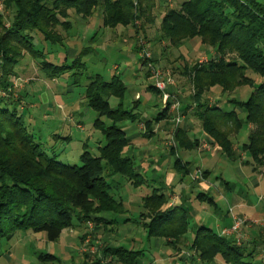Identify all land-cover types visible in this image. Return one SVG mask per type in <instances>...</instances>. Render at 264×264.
<instances>
[{
  "label": "trees",
  "instance_id": "16d2710c",
  "mask_svg": "<svg viewBox=\"0 0 264 264\" xmlns=\"http://www.w3.org/2000/svg\"><path fill=\"white\" fill-rule=\"evenodd\" d=\"M155 1L0 0V241L12 240L20 231H33L45 233L49 241L56 242L64 230L76 226L75 220L80 225L93 221L97 228L115 225L116 217L126 213L123 201L112 192L120 184L116 178L121 176L135 187L147 183L132 158L125 155L131 140L119 124L141 122V116L136 112L139 101L131 109L122 108L128 88L119 76L107 81L95 74L86 86V103L99 114L94 127L106 144L98 148L99 156L92 155L85 145L81 165L62 162L29 131L25 114L21 113L24 95L19 91L22 97L15 96L12 79L28 54L41 59L39 68L50 79L77 69L71 76L74 84H79L87 68L83 61L86 50L70 64H53L45 60L43 51L36 49L34 34L39 33L46 42L63 45L73 27L69 20L71 11L88 21L99 8L104 27L133 26L142 34L147 24L156 22ZM162 15L159 41L179 49L198 38L214 52L206 62L192 65L186 61L179 67L187 77L194 74V79H190L195 88L191 99L202 130L228 159L235 161L240 156L235 150L237 138L245 127L251 126L243 150L250 155L256 170L262 169L264 80L257 82L249 73L264 78V0H185L178 7L167 6ZM246 86L253 89L249 98H228L230 108L221 105L222 99L216 103L210 99L214 88L227 94ZM150 88L158 90L155 86ZM112 97L120 101V108L111 107ZM166 112L167 109L162 115ZM144 124L152 129V121ZM176 138L183 146L196 144L191 143L182 128L177 130ZM166 203V197L158 192L145 196L141 227L150 239L165 241L173 251L180 252L190 230L189 209L183 204L162 211ZM99 214L113 218L98 217ZM190 248L199 264H219L218 260L224 264H263L256 259L257 248L247 250L230 235H220L207 227L196 228ZM103 251L105 256L123 264H141L144 256L143 250L122 246L107 245ZM39 260L54 262L58 257L41 253ZM94 264L110 263L97 260Z\"/></svg>",
  "mask_w": 264,
  "mask_h": 264
},
{
  "label": "rangeland",
  "instance_id": "374dc122",
  "mask_svg": "<svg viewBox=\"0 0 264 264\" xmlns=\"http://www.w3.org/2000/svg\"><path fill=\"white\" fill-rule=\"evenodd\" d=\"M183 1L185 0H156L154 4L155 8L153 9L154 15L163 12L167 6L178 7ZM69 20L73 23L70 37L77 36L79 40L69 38L63 45L52 44L44 41L39 33H35L34 44L36 49L44 52L45 60L53 64H63L66 61L70 64L73 61V57L70 55L71 50H76L77 48L81 51L90 42L91 47L89 50L94 48L95 51H90L91 53L89 52L90 54L85 55L83 58L87 68L79 84H74L75 79L71 76L77 69L66 73L58 81L46 80L45 75L38 69L41 59L37 60L28 54L16 68L18 75L12 80L16 89L15 96H21V91L24 94L23 97L21 96L23 99L22 106L24 107L23 110L21 109V113L25 114L26 125L29 131L42 142L44 148L51 152L54 151L59 160L70 165H81L80 156L85 151L83 149L84 144L87 145L86 149L94 156H99L98 148L106 144V140L103 138L101 132L94 127L95 120L99 118V114L86 103L85 91L91 76L101 74L105 80L110 81L114 75H121L125 82L130 84L122 108L130 109L133 107L136 89L141 90L145 98L149 99L152 96L157 101V97L146 88L151 84L154 86L155 71L162 72L165 75L164 79L172 77L177 87L186 89L187 91L190 90L191 97L195 88L190 79H194V74H192L191 78L189 76L187 77L179 67H183L186 61L192 65L197 62H206L212 54L211 48L202 45L200 39L195 38L188 41L179 49L171 48L168 43L166 46L167 51L164 50L163 54V57H165L164 60L161 64L157 62L156 55L161 54V51L159 52L160 46L154 45L153 43L157 32L156 28H158V25L160 26L161 22V17H159L158 24L146 25V32L144 33L142 31L143 35L141 33L138 34L135 30L139 50L141 53H144L143 46H145L152 56L150 61L143 59L145 61H143L145 67L148 70L147 72L150 75L149 77L153 78V80L150 79L147 81L144 79L146 74L145 70L139 66L141 56L139 57L140 54L134 51L133 44L126 43L125 41H120L113 45H110L109 42L106 43L107 38L105 37L109 33H112L113 30L111 28H102L101 18H92L90 20L91 23L87 26L76 16L74 11H71V18ZM141 25L142 22L139 21V28H141ZM62 30L60 28V31ZM168 62L171 63L169 64ZM150 64H152V67ZM116 67L118 68L116 69ZM25 70L26 72L24 73ZM165 70H170L171 73H167ZM249 75L254 77L257 82L264 80V78L262 79L253 73H249ZM29 82H31V86ZM252 90L251 87L246 86L224 94L220 89L216 90L214 88L210 96L219 97L222 99L221 105L230 108L227 103L228 98H237L246 101ZM172 95L180 102L181 109V98L177 95ZM109 102L111 107L120 108V101L117 98L112 97L109 99ZM176 111V117L179 114L182 116L185 115L182 110L178 111L176 109ZM71 115L74 116L71 117ZM241 117L244 119L245 113H242ZM181 119L180 122L176 121V123L181 124L184 117ZM104 120L110 123L109 120ZM79 124H82L83 129L78 127ZM140 128L143 129L142 127ZM249 133L248 126L241 131L237 138L241 145L248 142ZM54 134L60 135V139H57V142L53 138ZM66 135L71 137L69 142L63 139ZM140 139L141 142L144 141V138L141 136ZM142 146L145 145L140 143L138 148ZM194 156L196 155L193 154V159ZM247 159L250 161V156H247ZM238 162L240 161H237L236 164L229 162L235 164V166H226V163L222 161H215V163L220 165L221 172L224 173V176L228 180L230 179L235 185L245 190L246 185L236 171ZM240 166L243 168L246 164H241ZM254 175L264 180V174L256 173ZM116 179L123 183L125 181L121 176H118ZM215 179L214 183L218 187H221V181H215ZM144 189L146 191L148 190L147 187ZM112 192L116 194V191L113 189ZM212 192L215 198H218L219 204L221 203V206L224 207L227 200L223 197L220 199V194L217 191L213 190ZM250 195L254 201L260 200L261 195L259 193ZM138 212L132 224L119 221L115 225H101L97 228L93 221L80 225L75 220L76 226L64 230L56 242L49 241L45 233L20 231L12 240L2 239L0 241V264H91L92 262L94 264L97 260H102V262L110 264H123L111 256L104 255L103 248L107 245L110 247L122 246L127 249L143 250L144 256L141 264H199L194 251L190 247L185 246L184 250L180 252L173 251L171 247L164 244L165 241L158 242L155 238L150 239L143 227L136 223L139 216ZM233 215L244 221L240 232L234 234L230 232L233 224L231 227L225 228L224 231H227L230 235H234L237 242L240 240V242L242 241L241 243H244L248 237L245 228L253 224V222L258 223V221H255L256 219L249 220L247 217L239 215L237 211L235 213L233 212ZM108 216L105 214L98 215V217L105 219H108ZM215 220H210L208 226L215 228ZM81 236L84 237L83 240L80 239ZM262 241L264 242V238H262ZM41 252L53 253L58 257V260L43 263L38 258ZM256 259L262 262L260 252ZM218 261L219 264H224L221 260ZM262 263L264 264V262Z\"/></svg>",
  "mask_w": 264,
  "mask_h": 264
},
{
  "label": "crops",
  "instance_id": "0c3cea01",
  "mask_svg": "<svg viewBox=\"0 0 264 264\" xmlns=\"http://www.w3.org/2000/svg\"><path fill=\"white\" fill-rule=\"evenodd\" d=\"M162 14H164V11L155 14L157 18L155 24H158L159 17L162 19ZM76 16L79 17L77 14ZM96 17L98 19L101 18L102 28H109L103 26L101 8L97 9L92 18L94 19ZM92 18L90 20H92ZM80 20H82L87 26L91 23L90 20L85 21L82 18H80ZM159 27L160 26L158 25V28H156L157 32L153 44L160 46L159 52L161 51V54L156 55V60L161 64L165 58L163 57V54L168 43L166 41L158 40L160 35ZM111 29L113 30L112 33H109V35L105 37L107 38L106 43L109 42L110 45H113L120 41H125L126 43L133 44L134 51L140 54L139 57L141 56L139 66L146 72L144 79L147 81L150 79L153 80L152 77H149L150 75L143 62L142 53L139 50L135 36L137 33L133 26H119ZM71 30L67 34L66 41H68L69 38L79 40V37L77 36L70 37ZM90 47L91 43L89 42L81 51L77 48L76 50L72 49L70 55H72L73 60L85 50L86 55H88L91 53L90 51H95L94 48L89 50ZM213 54L214 52L212 51V55ZM168 63L170 64L171 62ZM117 68L118 67H116V69ZM38 69L40 68L38 67ZM165 71L171 73L170 70ZM25 72L26 70L24 73ZM114 76H119L129 89L130 84H127L121 75ZM45 78L46 80L58 81L61 77L50 79L45 75ZM29 85L31 86V82H29ZM152 86L153 84L146 88L157 97V101L152 96H149V99L145 98L141 90L136 89L135 91L133 105L139 101L136 112L141 116V122L139 121L135 123L126 121L119 124L127 134V137L131 140V144L125 149V155L132 158L135 168L147 179V183L143 186L135 187L127 181H124V183L120 181V184L117 185L116 195L123 201L126 209L125 214L116 217L118 223L119 221H124L132 224L133 220L136 219L135 216L137 215V211H139L136 223L141 225L145 220V217H141L144 213L142 204L143 198L153 192H158L159 194H163L167 199V203L163 206L162 211L179 207L183 204L188 207L191 220L190 230L186 235L187 242L185 246L191 247L192 241L195 237L196 228L207 227L212 229L215 233L225 235L223 234V231L225 228L232 226L233 212L235 213L237 211L239 215L247 217L249 220L256 219L255 221H258V223L253 222V224H250L245 228L248 237L243 245L250 251L257 248L260 252V258L262 259V262H264V242L262 241V238H264V180L263 178L254 175L256 173L264 174L263 168L256 170L252 164V160L248 161L247 156L250 155L243 150L244 144L241 145L240 142H237L235 145V150L240 155L235 161H231L223 154L221 148L214 144V141L205 134L202 130L200 121L195 117L194 114L196 109L195 105L192 104L190 90L187 91L186 89L177 87V84L171 85L169 89H167L170 94L177 95L181 98L180 110H182L185 115L183 122L177 124V111L173 108L172 102L169 101L170 104L167 103V101L164 100V93L159 89L154 90L150 88ZM210 99L212 103H216L220 98L210 96ZM165 109H167V112L166 115L163 116L162 113ZM73 116L74 115H71V117ZM145 121L153 122L151 130H148L146 125L144 129L140 128V125L143 122L145 123ZM78 127L83 129L82 124H79ZM179 128L184 129V131L188 133L191 143H196L194 146L189 144L183 146L179 144V141L176 138V132ZM248 129L250 130L251 126H248ZM53 136L55 142L58 141L57 139H60L59 134H54ZM140 136L144 138L143 142L140 141ZM63 139L69 142L71 137L66 135ZM140 143H143L145 146L138 148ZM85 145L86 144H84L83 149L85 148ZM193 154L196 155L194 156V159L192 158ZM216 160L226 163V166H235L236 162L240 161L238 162L239 164L236 165V171L242 177L246 189L243 190L241 187L235 185L233 181L230 179L228 180L226 176H224V173L221 172L220 165L215 163ZM229 162H234L235 164ZM240 163L242 165L246 164V166L242 168ZM214 179L215 181H221L222 186L224 187H218L214 183ZM146 187L148 188L147 191L144 189ZM213 190L220 194V199L223 197L227 200L224 207L221 206V203L219 204L218 198L216 199L214 194H212ZM253 193H259L261 195L260 200L254 201L250 195ZM225 194L227 195L224 196ZM112 218V216H108L109 220ZM212 219H216L214 223L215 228L208 226L209 221ZM230 238L236 239L234 235H230ZM80 239L83 240V236H81ZM157 241L164 242L159 239H157Z\"/></svg>",
  "mask_w": 264,
  "mask_h": 264
},
{
  "label": "built area",
  "instance_id": "2783aa9c",
  "mask_svg": "<svg viewBox=\"0 0 264 264\" xmlns=\"http://www.w3.org/2000/svg\"><path fill=\"white\" fill-rule=\"evenodd\" d=\"M1 9H2V7H0V10ZM141 40H145V39H141ZM143 48H144V50H143L144 53H142L143 59H145V61H150L152 59L151 53L147 50V48L145 46H143ZM150 66L152 67V64H150ZM154 74H155L154 86L164 93L163 94L164 100L165 101H171L172 104H173V108L177 109L179 111L180 110V102L172 94H170L167 91V89H169V87L171 85L175 84V80L172 77H167L166 79H164V75L160 71H155ZM183 117L184 116L179 114L178 117H176V121L180 122L182 120L181 118H183ZM140 126L143 129L145 128V124L144 123H142ZM233 218H234V223H233V226L231 227L230 232L233 233V234L234 233H239L241 228H242V226H243V224H244V221L241 218L240 219L236 218L234 215H233ZM223 234L230 235V233H228L227 231H223ZM241 242L239 240V243H241Z\"/></svg>",
  "mask_w": 264,
  "mask_h": 264
}]
</instances>
